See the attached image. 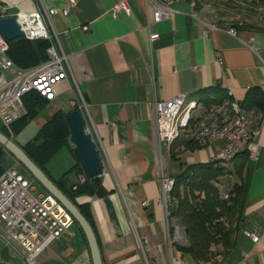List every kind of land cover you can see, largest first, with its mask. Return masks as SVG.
Here are the masks:
<instances>
[{"label": "crops", "instance_id": "0c3cea01", "mask_svg": "<svg viewBox=\"0 0 264 264\" xmlns=\"http://www.w3.org/2000/svg\"><path fill=\"white\" fill-rule=\"evenodd\" d=\"M5 1L28 11L60 10L51 16V27L70 56L71 81L76 80L89 102V124L104 160L99 176L106 192L76 198L87 203L103 264H196L178 249L188 242L184 226L173 213L178 199L166 205L158 177H174L181 163L220 158L225 139L213 138L203 146L192 141L186 147L184 140L191 132L183 128L181 136L187 131L186 137L179 136L168 148L158 137L153 101L187 92L198 100L194 110L199 114L192 120L198 124L212 105H206L202 95H228L231 89L232 98L246 103L251 87L264 91L261 5L245 0H174L173 17L156 22L154 0H127L130 13L119 10L116 14L112 7L120 0H77L67 13L62 10L70 0ZM209 23H216L218 29L205 34ZM231 27L236 34L228 31ZM151 32L159 33L153 42ZM77 94L69 81L61 82L57 97L15 135L19 138L15 141L22 146L57 110H72ZM246 109L261 148L258 159L247 160L246 218L221 264H264V107ZM0 148H4L1 143ZM5 159L12 164L17 161L10 152ZM75 161L71 148L64 147L48 161L46 170L59 178ZM252 228L261 232L258 242L245 232ZM0 254L11 264H25L19 252L2 240ZM35 264H93L88 238L79 224L50 242Z\"/></svg>", "mask_w": 264, "mask_h": 264}, {"label": "built area", "instance_id": "2783aa9c", "mask_svg": "<svg viewBox=\"0 0 264 264\" xmlns=\"http://www.w3.org/2000/svg\"><path fill=\"white\" fill-rule=\"evenodd\" d=\"M77 0H70L68 7L62 10L67 13ZM15 8V12H10ZM119 10L130 13L127 0L116 2L112 11ZM58 8H41L33 11L25 10L18 4L4 1L0 5V16H15L21 25L24 36L28 39H47L50 45L47 58L30 67L21 68L7 55L9 40L0 32V120L5 130L13 135L14 122L26 112L23 97L36 91L43 97L53 100L58 95L59 84L71 76L69 54L65 51L59 33L53 28L51 16L58 13ZM175 8H168L163 2L154 0L153 17L156 22L173 17ZM206 28L205 34L209 32ZM236 34V29H229ZM159 37L158 32H151L153 42ZM252 38L248 40V43ZM220 63L222 59H219ZM264 63V60H263ZM11 72V76L7 72ZM77 85V84H76ZM78 87V85H77ZM185 92H178L169 99H155V124L158 137L168 148V136L173 118L180 116L184 109ZM78 105L86 118L91 117L89 102L78 88V96L72 101ZM241 101L231 98L230 107H237V115L219 113L220 102L213 103L198 121L192 125L190 138L199 146L205 145L213 138H224L223 150H235L241 145H251L259 157L261 145L257 141V130L252 128L251 114L240 111ZM187 130V131H188ZM231 160V159H229ZM226 160V161H229ZM19 162L6 168L0 175V240L19 252L25 264H35L38 254L58 238L73 223L70 212L51 194H35L34 179L26 176L19 168ZM85 180L84 176L79 177ZM172 176L159 174L161 197L168 206L172 193L166 189V181ZM216 185L223 198L230 196L234 183L230 180H217ZM148 201L144 202L147 204ZM178 231V226L176 225ZM179 232V231H178ZM254 242H258L261 232L258 228L245 229ZM16 245V247H15ZM17 246L20 248L18 250ZM0 264H11L0 254Z\"/></svg>", "mask_w": 264, "mask_h": 264}, {"label": "trees", "instance_id": "16d2710c", "mask_svg": "<svg viewBox=\"0 0 264 264\" xmlns=\"http://www.w3.org/2000/svg\"><path fill=\"white\" fill-rule=\"evenodd\" d=\"M258 1L264 7V0ZM9 45L7 55L17 66L26 68L47 58L50 41L28 39L22 36L9 40ZM215 94L202 95L201 100L206 105H211L216 102L221 104L232 98L224 92ZM245 101L246 103L242 102V105L246 108L254 105L264 107V91L251 87ZM23 102L26 112L14 122L15 134L19 133L38 114L48 100L36 91H31L23 97ZM66 113L67 111L57 110L37 133L22 145V148L54 181L64 180L61 189L91 222V213L87 203H78L76 198L83 194H104L106 190L100 176H88L77 158L59 178L51 176L46 170V164L60 149L70 147L74 154V147L69 142L70 127ZM192 125L195 123L189 124L185 130L191 128ZM191 142L192 139L188 137L184 140L186 147H189ZM6 151L8 152L5 148H0V175L7 168L3 164ZM170 151L171 155L176 158L177 153L173 151V148ZM247 160V150L243 148L229 161L217 158L206 162L181 163V171L174 176L175 181L171 193L174 198L178 199V205L173 213L180 219L188 239L186 244H179L178 249L182 251V254L191 255L196 264H221V260L225 258L234 242L235 232L241 228L246 218L244 209L248 189L245 175ZM228 162L233 168L229 167ZM24 170H26L25 167ZM233 173L237 174L240 181L234 183L231 195L223 198L216 181ZM80 174L86 175L84 181L79 180Z\"/></svg>", "mask_w": 264, "mask_h": 264}, {"label": "water", "instance_id": "95a60500", "mask_svg": "<svg viewBox=\"0 0 264 264\" xmlns=\"http://www.w3.org/2000/svg\"><path fill=\"white\" fill-rule=\"evenodd\" d=\"M0 31L8 40L17 39L24 33L15 16L0 17ZM66 119L70 127L69 142L74 145L75 156L82 163L89 176L100 175L104 170V160L94 139L86 129V121L81 111L78 109L68 111L66 113ZM0 143L18 159L42 186L70 211L88 238L93 264H103L96 232L91 222L82 213L77 204L61 189L64 185V180L59 179L57 182L54 181L17 142L1 130Z\"/></svg>", "mask_w": 264, "mask_h": 264}, {"label": "bare ground", "instance_id": "6f19581e", "mask_svg": "<svg viewBox=\"0 0 264 264\" xmlns=\"http://www.w3.org/2000/svg\"><path fill=\"white\" fill-rule=\"evenodd\" d=\"M159 2H163L166 7L173 8L172 2L174 0H158ZM209 28H217L218 25L216 23H209ZM234 29V28H229ZM1 32V31H0ZM229 95H231L232 90L229 89ZM185 102H184V109L182 113H180V116L173 118V121L171 122V130L170 134L168 136V145L171 147L173 141L179 136L183 128L187 127L189 124L193 123V117L191 115V112L193 109L196 108L198 104V100L196 98H189L187 92H185ZM231 104V98L225 100L223 103L219 106V113H227L230 110V115H237V107H230ZM240 111L243 114H250L249 111L242 105V102L240 104ZM196 124V123H195ZM88 131V130H87ZM245 148L248 153V157L250 159L256 160V152L255 149L251 145H241L240 147H235V150H223L221 151L220 158L224 160L231 159L235 156L237 152ZM175 178L172 177L171 181H166V189L168 193H171L172 188L174 186ZM228 197V196H227ZM181 227L178 225V231L180 232ZM184 234V233H183Z\"/></svg>", "mask_w": 264, "mask_h": 264}, {"label": "rangeland", "instance_id": "374dc122", "mask_svg": "<svg viewBox=\"0 0 264 264\" xmlns=\"http://www.w3.org/2000/svg\"><path fill=\"white\" fill-rule=\"evenodd\" d=\"M5 0H0V5L1 4H3V2H4ZM246 2H251V3H253L254 5H258L259 3V1L258 0H245ZM262 7V6H261ZM263 9H262V16H263V18H264V7H262ZM10 12H15V8H12L11 9V11ZM0 17H2V16H0ZM24 34V33H23ZM22 36H24V35H22ZM21 36V37H22ZM69 58H70V56H69ZM69 63H70V61H69ZM11 76V75H10ZM64 81H69L70 83H71V85L73 86V88L74 89H78L79 88V90H80V87H79V85H78V83L76 82V80H74L73 82L71 81V76L69 77V79L67 80H64ZM63 82V81H62ZM78 85V87H77V85ZM58 89H59V86H58ZM81 92H82V90H80ZM58 94H59V92H58ZM82 94L84 95V97H85V99L87 100V98H86V96H85V94L82 92ZM78 96V94L74 97V100H75V98ZM57 97V96H56ZM45 98V97H44ZM45 99H47V98H45ZM48 101H50L49 99H47ZM74 100H72V101H74ZM88 101V100H87ZM75 106H77V108H74ZM73 108L72 109H78V110H80L79 109V106L78 105H73L72 106ZM26 108V107H25ZM194 110V109H193ZM192 110V112H193V114H192V112H191V115H193L192 117H194V118H196L197 117V115L199 114V111L198 110H194L193 111ZM81 111V110H80ZM81 113H82V115H83V117H84V119H85V121H86V129L88 130V132L91 134V136H92V138L94 139V141H95V138L93 137V135H92V129H91V126H90V124H89V120L91 119V117H88V118H86L85 117V115L83 114V112L81 111ZM24 114V113H23ZM22 114V115H23ZM21 115V116H22ZM20 116V117H21ZM25 128H29V127H25ZM30 129V128H29ZM13 130H14V128H13ZM27 130L28 129H25L21 134L23 135V134H27L26 132H27ZM2 132L3 133H5L7 136H9L11 139H13L14 141L16 140H18L19 138L16 136L15 137V132H13V135H11V134H9L6 130H5V128L3 127V129H2ZM187 132V131H186ZM186 132H184V133H182L183 135V137L185 136L186 137ZM185 134V135H184ZM24 136V135H23ZM181 136V135H180ZM181 136V137H182ZM182 137V138H183ZM184 137V138H185ZM15 141V142H16ZM96 143V142H95ZM71 144V143H70ZM71 145H73V144H71ZM97 145V144H96ZM22 147V146H21ZM73 147H74V145H73ZM98 147V146H97ZM99 149V148H98ZM7 150V149H6ZM222 151V150H221ZM7 152V151H6ZM9 152V151H8ZM100 152V151H99ZM248 154V153H247ZM15 157V156H14ZM77 158V157H76ZM249 158V157H248ZM15 159L18 161V159L15 157ZM78 159V158H77ZM220 159V158H219ZM19 162V161H18ZM20 163V162H19ZM3 164L7 167V168H9L10 166H12L13 164L9 161V160H7V159H5V157L3 158ZM228 165H229V167H231V168H233L232 167V164L230 163V162H228ZM174 168H175V171H178V169H179V162L178 161H174ZM19 168H20V170L22 171V172H24V174L26 175V176H28V177H30V178H32V179H34V184L36 185V190L34 191V193L35 194H38V193H44L45 195H47V194H51L44 186H42L41 185V183H39L35 178H34V176L31 174V173H29L28 171H27V169L26 170H24V166L20 163L19 164ZM86 172V171H85ZM87 174V173H86ZM88 175V174H87ZM80 176H86L85 174H80L79 176H78V178L80 177ZM89 176V175H88ZM97 176V175H96ZM93 177V176H92ZM159 178V177H158ZM79 180H80V178H79ZM220 180H230L232 183H235L236 181H240V179L238 178V176H237V174L236 173H233L232 175H230V176H228V177H225V178H221ZM80 181H82V180H80ZM84 181V180H83ZM231 192H232V190L230 191V195H231ZM52 195V194H51ZM53 196V195H52ZM162 198V197H161ZM175 198L172 196V198H170V200H169V202H168V206H171V204L173 203V200H174ZM59 201V200H58ZM60 202V201H59ZM61 203V202H60ZM62 204V203H61ZM63 205V204H62ZM64 206V205H63ZM65 207V206H64ZM66 208V207H65ZM67 209V208H66ZM68 210V209H67ZM69 211V210H68ZM70 212V211H69ZM71 214V213H70ZM72 215V214H71ZM72 218H73V223L72 224H74V223H78V221L73 217V215H72ZM71 224V225H72ZM79 224V223H78ZM79 226H81L80 224H79ZM70 228V227H69ZM82 228V227H81ZM83 229V228H82ZM65 231V230H64ZM83 232H84V230H83ZM85 233V232H84ZM62 234V233H61ZM71 234H73V231H71ZM61 236V235H60ZM59 236V237H60ZM58 237V238H59ZM142 242H143V240H142ZM142 245H143V243H142ZM42 252V251H41ZM40 252V253H41ZM39 253V254H40ZM38 254V255H39Z\"/></svg>", "mask_w": 264, "mask_h": 264}]
</instances>
